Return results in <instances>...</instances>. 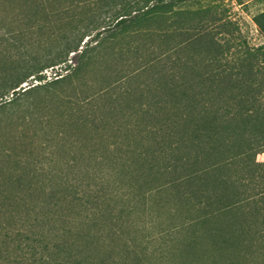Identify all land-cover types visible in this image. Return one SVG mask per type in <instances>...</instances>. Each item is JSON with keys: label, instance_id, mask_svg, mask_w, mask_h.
<instances>
[{"label": "trees", "instance_id": "obj_1", "mask_svg": "<svg viewBox=\"0 0 264 264\" xmlns=\"http://www.w3.org/2000/svg\"><path fill=\"white\" fill-rule=\"evenodd\" d=\"M188 4L0 0L1 40L21 52L5 59L0 101L8 90L31 95L73 79L87 84L97 72L85 98L97 114L80 120L116 137L92 154L107 165L87 169L84 179L55 172L41 180L36 174L45 169L35 162L9 155L8 166L0 162V264H104L90 246L117 233L136 197L146 205L161 193L179 216L164 234L187 233L189 264H237L227 251L249 258L264 244V162L253 159L264 154V51L242 53L214 6ZM253 22L264 34V10ZM27 38L44 55L28 54ZM63 63L69 74L19 92L30 76L41 80L42 70ZM40 109L49 113L50 104ZM2 123L0 150L9 154ZM126 245L123 261L133 253Z\"/></svg>", "mask_w": 264, "mask_h": 264}, {"label": "rangeland", "instance_id": "obj_2", "mask_svg": "<svg viewBox=\"0 0 264 264\" xmlns=\"http://www.w3.org/2000/svg\"><path fill=\"white\" fill-rule=\"evenodd\" d=\"M207 5L215 7L216 16L223 18L222 23L226 34L242 53L264 51V34L253 22V17L264 10V0H189L187 7L200 8ZM23 41L28 48V54L44 55L42 45L29 44L30 38ZM6 43L0 37V72L5 70V64H7L5 59H15L21 53L18 48L9 47ZM71 55L70 53L68 59ZM65 66L66 64L63 63L42 70L41 80L30 76L20 84L19 92L57 78L53 77L54 73L60 74L59 77L69 74L70 71ZM99 75L97 72L91 73L87 84L84 79H73L70 83L65 81L47 89L41 88L31 95L13 93L11 90L5 92L0 104L4 100L13 99V101L2 105L3 108L0 111L3 139L7 142L3 145H8L12 149L8 152L9 154L0 150V162L3 166L9 165L3 163L6 162L7 155L10 160L20 158L23 161L35 162L45 169L42 172L38 170L36 174L41 180L46 176H53L55 172L59 176H54L57 179L60 177L67 180L84 179L87 176V169L99 172L101 165L106 166L107 161L99 165L100 163L93 159L92 154L94 150L97 154L100 153L103 144L111 143L116 138L115 135L111 136L112 131L109 129L96 127L93 124L88 125L87 121L84 126L80 120L81 117L97 114L93 112L91 106L86 105L85 98L90 95L91 87H95V81L100 78ZM17 90L18 88L15 89ZM38 102L41 103L40 106ZM47 103L50 104L49 113L40 109ZM28 112L34 113L33 120L22 123L21 117ZM110 153L105 154L112 157ZM253 159L263 163L264 154H254ZM132 189L134 193H137L136 188ZM169 199L168 194H155L150 196L147 204L144 205L143 200L136 197V210L131 214H122L121 224L122 222L123 224L117 223V233L105 232L99 239V243L95 244V248L93 245L90 246L91 251L95 250L93 252L95 262L103 259L104 264H124V261L125 264H189L191 253L186 247L187 233L171 232L168 235V232L164 234L165 231H163L171 223H175L179 217L170 210ZM120 207L121 205L117 203L115 213H119ZM109 234L113 240L108 238ZM261 243L257 242L254 253L249 258H245L240 251L239 253L227 251L225 258L234 256L237 264H264V244ZM125 244L129 251L135 253L129 254L130 256L128 255V258L123 261V257L119 258L118 253L125 252Z\"/></svg>", "mask_w": 264, "mask_h": 264}]
</instances>
